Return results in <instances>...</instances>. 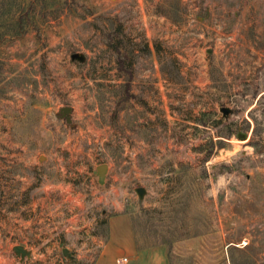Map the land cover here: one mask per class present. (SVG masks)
<instances>
[{
    "label": "rangeland",
    "instance_id": "rangeland-1",
    "mask_svg": "<svg viewBox=\"0 0 264 264\" xmlns=\"http://www.w3.org/2000/svg\"><path fill=\"white\" fill-rule=\"evenodd\" d=\"M46 2L0 40V264H86L121 212L170 264H264V0Z\"/></svg>",
    "mask_w": 264,
    "mask_h": 264
},
{
    "label": "trees",
    "instance_id": "trees-1",
    "mask_svg": "<svg viewBox=\"0 0 264 264\" xmlns=\"http://www.w3.org/2000/svg\"><path fill=\"white\" fill-rule=\"evenodd\" d=\"M58 0H51L52 3V9H51V17L57 18L60 14L61 10V3L57 2ZM12 5H14L15 13L11 15L10 13L5 12L8 8H12ZM47 6L46 0H30L29 3H24L21 0H0V17L3 19H0V40L7 41L8 39H13L18 36H22L28 25L34 23V15L38 14L40 16H43L44 18L47 17V14L45 12V8ZM9 15H11L9 17ZM110 26L112 27L114 22L110 21ZM113 28V27H112ZM109 30V31H107ZM110 31V29H103L104 38L106 40L107 45L112 48H115L117 52V64L120 69V72L123 74V77H126V80H131V71L128 68H131L132 61L131 58L134 57L136 52V45H134L130 39H128V42H125L124 40L120 39L121 32L120 28H114ZM143 51L148 52V47L145 45ZM158 51V47H157ZM160 53V50H159ZM174 61H163L161 65V70L163 74H166L171 79L176 78L175 76H180V70L178 68L174 67ZM127 73H129V76H127ZM234 250H240L241 249L237 247H231L230 251L231 254H233ZM233 264H250L247 260H243L239 263L238 260L233 259Z\"/></svg>",
    "mask_w": 264,
    "mask_h": 264
},
{
    "label": "crops",
    "instance_id": "crops-1",
    "mask_svg": "<svg viewBox=\"0 0 264 264\" xmlns=\"http://www.w3.org/2000/svg\"><path fill=\"white\" fill-rule=\"evenodd\" d=\"M98 250L86 264H170L167 249L161 245H141L129 214L109 216ZM126 257V262H118Z\"/></svg>",
    "mask_w": 264,
    "mask_h": 264
},
{
    "label": "water",
    "instance_id": "water-1",
    "mask_svg": "<svg viewBox=\"0 0 264 264\" xmlns=\"http://www.w3.org/2000/svg\"><path fill=\"white\" fill-rule=\"evenodd\" d=\"M228 110H229V109H227V108H223V111H224L225 113L228 112ZM71 111H72V108H71L70 106H64V107H62V108L60 109V114H61V116L65 117V118L67 119V121H70V120H71V119H70V113H71ZM98 169H99V172H100L101 174H103V170L105 169V166L103 165V166L99 167ZM137 191L142 195L143 192H144V188L139 187V188L137 189ZM15 250H16L17 252H19V253H22L23 255H25V254L27 253V251L25 250V248H24L23 246H16V247H15Z\"/></svg>",
    "mask_w": 264,
    "mask_h": 264
},
{
    "label": "built area",
    "instance_id": "built-area-1",
    "mask_svg": "<svg viewBox=\"0 0 264 264\" xmlns=\"http://www.w3.org/2000/svg\"><path fill=\"white\" fill-rule=\"evenodd\" d=\"M127 261V258L126 257H123L121 259L118 260V262H126Z\"/></svg>",
    "mask_w": 264,
    "mask_h": 264
}]
</instances>
